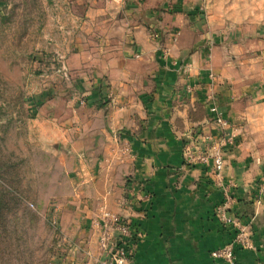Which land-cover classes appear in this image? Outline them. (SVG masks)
Segmentation results:
<instances>
[{"label": "crops", "instance_id": "obj_1", "mask_svg": "<svg viewBox=\"0 0 264 264\" xmlns=\"http://www.w3.org/2000/svg\"><path fill=\"white\" fill-rule=\"evenodd\" d=\"M118 1L135 11L121 5L112 13L95 1L83 13L67 8L46 29L48 65L64 57L85 103L76 108L78 97L57 84L38 88V130L79 155V175L90 181L82 193L99 197L97 213L107 208L131 220L140 235L131 264H230L211 256L234 237L216 215L227 191V214L249 226L254 244L237 247L231 264H264V66L253 80L251 68L229 57L221 64L226 33L203 32L189 0ZM211 13L207 28L215 30L221 20ZM204 44L212 45V63ZM210 101L239 126L234 146L225 147L223 185L209 166L184 158L193 126L219 134L208 109L203 118L193 113Z\"/></svg>", "mask_w": 264, "mask_h": 264}, {"label": "rangeland", "instance_id": "obj_2", "mask_svg": "<svg viewBox=\"0 0 264 264\" xmlns=\"http://www.w3.org/2000/svg\"><path fill=\"white\" fill-rule=\"evenodd\" d=\"M95 1L103 2L112 13H119L121 5L127 12L135 11L118 0H0V264L98 262L96 234L89 220L98 214L99 197L82 193L90 181L79 175V155L62 147L55 135L43 138L36 122L37 89L48 84L68 90L66 95L75 94L76 108L82 105V97L73 86L75 79L61 77L55 60L48 65L53 53L45 54L48 51L43 47L46 29L59 24L67 8L83 13L86 3ZM189 3L197 6L203 32L215 37L226 33L229 50L220 47L224 50L219 53L221 64L229 57L236 66L252 69L249 78H260L264 66V0ZM211 11L221 20L215 30L207 28L209 15L213 18ZM207 45L205 59L212 63V45ZM211 72L216 80L221 77ZM260 83L264 87L263 78ZM207 109L209 112V103L205 107L200 102L193 109L194 116L203 118ZM235 127L238 131L239 126ZM191 131V136L201 132L202 124Z\"/></svg>", "mask_w": 264, "mask_h": 264}, {"label": "built area", "instance_id": "obj_3", "mask_svg": "<svg viewBox=\"0 0 264 264\" xmlns=\"http://www.w3.org/2000/svg\"><path fill=\"white\" fill-rule=\"evenodd\" d=\"M59 63L56 72L63 78H70L69 69L63 56L55 59ZM210 77L216 79L211 72ZM85 101L80 99V104ZM209 114L219 134L215 135L211 132H197L195 137L187 142L184 149V158L190 164H200L210 167V172L214 177V181L218 185H223L224 170L226 166V150L227 146H234L237 138V128L232 124L231 120L226 117L224 111L215 101L209 103ZM260 187V192H263ZM231 196L226 193V200L216 208V215L222 219V222L234 229L233 239L211 252L214 259H221L228 263H233L236 259V248L254 249L249 226L243 223L237 215L230 216L227 214V204L230 202ZM261 202V199L258 200ZM96 234L97 245V264H131L134 247L140 235L135 234L131 220L113 212L107 208H103L95 216L92 221Z\"/></svg>", "mask_w": 264, "mask_h": 264}]
</instances>
